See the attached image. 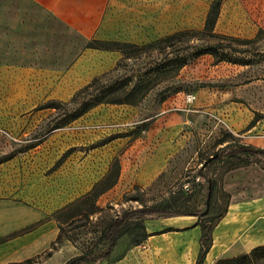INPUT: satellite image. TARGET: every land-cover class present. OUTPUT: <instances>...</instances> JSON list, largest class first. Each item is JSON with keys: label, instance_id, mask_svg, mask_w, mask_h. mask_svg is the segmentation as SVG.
I'll use <instances>...</instances> for the list:
<instances>
[{"label": "crops", "instance_id": "1", "mask_svg": "<svg viewBox=\"0 0 264 264\" xmlns=\"http://www.w3.org/2000/svg\"><path fill=\"white\" fill-rule=\"evenodd\" d=\"M202 1L200 6V0H0V128L28 125L26 115L37 121L28 126H36L48 109L37 106L38 95L72 94L116 66L118 50L90 47L89 42L145 45L178 31L201 29L212 0ZM223 12L221 7L215 25ZM250 118L231 123L232 128L243 132V144L264 149V120L251 123ZM180 122L164 104L154 123L158 128H148L121 160L120 179L127 174L133 184L151 182L164 168L172 143L177 147ZM56 130L39 143L54 140ZM151 146L148 160L138 169L135 159ZM30 156L0 165V264L44 254L58 234L56 212L101 177L91 172L87 159L78 163L77 172L69 164L62 173L48 176L39 171L40 159ZM223 190L229 202L213 226L203 264L264 245V170H230L223 177ZM197 222L194 215L151 220L150 239L128 258L138 256L133 264H195L202 233Z\"/></svg>", "mask_w": 264, "mask_h": 264}, {"label": "rangeland", "instance_id": "2", "mask_svg": "<svg viewBox=\"0 0 264 264\" xmlns=\"http://www.w3.org/2000/svg\"><path fill=\"white\" fill-rule=\"evenodd\" d=\"M202 4L200 0V6ZM221 7L225 13L220 22L214 24L215 31L254 40L241 44L231 42L233 47L243 51L248 64L216 62L211 55L204 54L176 74L171 72L137 105H97L58 127L54 140L50 138V141L39 143L46 133L69 119L77 104L68 101L77 90L72 94L38 95V107L46 102L51 107H47V114L36 126H28L37 121L28 120L32 115H26L28 125L11 131L0 128V165L15 159L29 160L27 156L34 155L42 165L39 171L51 176L62 173V167L69 164L77 172L78 163L87 159L91 172L101 175L97 189L106 187L116 177L115 183L101 194L93 195L87 191L56 212L60 238L44 254L33 257L35 262L51 259L50 264L69 261L70 264H115L125 260L133 264L138 256L134 254L128 258V253L142 249L150 238L144 236L138 245H134L135 239L149 233L147 223L165 216L152 214L126 218L113 250L108 257H100L107 249L106 226L117 215L140 207L161 206L173 217L180 216L176 215L178 212L202 210L206 219L215 224L229 202V195L223 190L224 175L234 169L240 172L252 168L264 170V156L247 158L242 153L231 155L230 152L243 144L240 137L243 132L232 128L233 123L246 120L249 115L251 120H264V0H222ZM260 30L263 32L259 33ZM195 43L196 40L189 42ZM129 52L119 60V69L112 73L114 76L140 73L155 62L175 56L171 47L166 48V55L154 47ZM167 86L180 89L161 101L160 93ZM176 96L177 101L174 100ZM164 104L167 112L177 113L181 119L177 147L174 148L172 143L164 168L151 182L133 184L127 174L120 179L121 160L137 140L143 139L148 128H158L154 123L164 110ZM36 143L40 145L28 148ZM151 150L153 146L135 159L138 169L148 160ZM116 159L117 176L116 165H113ZM248 161V165L232 168ZM108 173L109 177L104 180ZM210 182L213 193L208 189Z\"/></svg>", "mask_w": 264, "mask_h": 264}, {"label": "trees", "instance_id": "3", "mask_svg": "<svg viewBox=\"0 0 264 264\" xmlns=\"http://www.w3.org/2000/svg\"><path fill=\"white\" fill-rule=\"evenodd\" d=\"M222 0H212L210 8L206 15L204 25L201 29L193 30H182L175 32L170 35H166L157 40H154L145 45H134L127 43H113V42H100L91 41L88 46L94 48H105V49H116L121 53L120 59L130 54L129 50H142L146 48L154 47L157 51L166 55L165 50L167 47H171L172 51L175 52V56L172 58H165L155 62L154 66L149 67L140 73L133 75H121L114 76L112 73L116 71L119 66V60L116 66L110 70L106 71L100 75L93 77L86 85L78 89L70 97L68 103L77 104L73 111L70 113L68 120L61 123V125L55 128L61 127L70 123L71 121L77 119L81 115L88 112L93 107L100 104H127V105H137L140 103L148 92L157 84L165 80L171 72L175 73L182 67L190 63L192 60L204 55H211L216 62H229L233 64H248L249 60L242 55L243 51L233 47L231 42L247 43L254 40H244L232 36L223 35L215 32L214 24L217 19L219 8ZM263 31H259L261 33ZM196 40L197 43L189 44ZM224 41L228 43H224ZM179 87L171 89V86H167L163 89L161 94V101L165 99L166 96L175 93L179 90ZM171 90V91H169ZM169 91L167 94H165ZM54 104V102H52ZM53 106V105H52ZM41 107H51L50 103L46 102ZM55 107V106H53ZM36 144L30 145L28 148L36 146ZM230 152L231 155L242 153L248 157L257 155L264 156V149L249 145L240 144L238 147L234 148ZM117 159L114 160L113 165H116V176L118 172ZM250 164L244 162L242 164L233 165L232 168L240 167L243 165ZM112 165V166H113ZM109 177L106 174L104 180ZM116 181V177L109 182L106 187L97 189L99 186V181L94 183L92 188L88 193L93 195H99L108 188H110ZM210 193H213V185L210 182L209 186ZM226 210L223 211L218 216V219L223 216ZM152 214H164L165 217L170 216L168 212L161 206H147L134 209L133 211L123 212L117 215L105 229V239L107 242V249L101 253L100 257H108L110 252L113 250L115 243L119 237V230L122 226L124 220L134 215H152ZM176 215H194L198 217L197 224L200 225L202 233L200 237V249L195 261V264H203L204 257L208 251L211 244V232L215 224H211L209 219H206L205 213L202 210L197 211H185L178 212ZM218 220H216L217 222ZM144 236H148L147 233H143L141 238H137L134 241V245L140 244L144 239ZM60 238L59 234L56 240L51 243L50 247H53L54 243ZM50 251L46 253L49 255ZM35 259L28 258L22 262H13L7 264H33ZM71 261L65 262L64 264H70ZM215 264H264V245H258L250 249L249 252L237 255L230 258L218 259Z\"/></svg>", "mask_w": 264, "mask_h": 264}]
</instances>
